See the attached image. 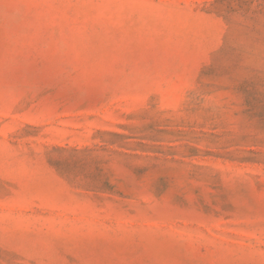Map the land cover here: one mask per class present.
I'll return each instance as SVG.
<instances>
[{"label": "rangeland", "instance_id": "obj_1", "mask_svg": "<svg viewBox=\"0 0 264 264\" xmlns=\"http://www.w3.org/2000/svg\"><path fill=\"white\" fill-rule=\"evenodd\" d=\"M0 264H264V0H0Z\"/></svg>", "mask_w": 264, "mask_h": 264}]
</instances>
